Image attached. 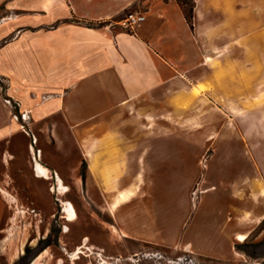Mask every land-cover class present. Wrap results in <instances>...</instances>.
Listing matches in <instances>:
<instances>
[{
  "label": "crops",
  "instance_id": "0c3cea01",
  "mask_svg": "<svg viewBox=\"0 0 264 264\" xmlns=\"http://www.w3.org/2000/svg\"><path fill=\"white\" fill-rule=\"evenodd\" d=\"M242 2L239 11L225 0H193L188 21L177 0H0L6 94L29 113L30 128L42 126L50 140L67 137L77 146L84 190L92 203L98 195L109 239L236 261L238 235L247 239L264 220V156H229L233 134L212 140L222 146L220 156H185L181 149L171 156L172 110L186 112L192 97L198 106L250 96L249 71L235 73L232 59L214 52L225 21L241 12L242 32L250 27V0ZM129 9L146 15L133 32L120 24ZM21 129L0 93L3 163ZM179 139L186 145L185 133ZM7 210L0 194V264L15 261Z\"/></svg>",
  "mask_w": 264,
  "mask_h": 264
},
{
  "label": "rangeland",
  "instance_id": "374dc122",
  "mask_svg": "<svg viewBox=\"0 0 264 264\" xmlns=\"http://www.w3.org/2000/svg\"><path fill=\"white\" fill-rule=\"evenodd\" d=\"M225 3L231 9L243 8L242 0H225ZM249 9L250 27L245 26L242 32L241 12L232 24L225 21L224 28L215 34L218 48L214 52L232 59L228 63L233 64L235 73L249 71L250 96L224 97L215 104L204 99L198 106L192 97L188 98L186 112L172 110L168 116L171 156H179L180 149L185 156H220L216 152L222 146L218 148L212 140L225 134L235 137L226 150L229 156H264V0H250ZM242 59L246 64H242ZM221 64L219 60V68ZM0 83L7 89L4 77H0ZM19 109V104L12 102V112L22 123V129L11 138L8 162L1 161L4 145L0 144V194L8 205L7 235L15 256L12 264H264V220L237 245L241 255L236 261L207 258L183 249L171 250L128 239H109L110 219L95 204L100 202L98 195L92 193V203L84 190L85 178L82 179L81 173H85V166L77 146L67 137L58 136L57 142L50 140L49 130L42 126L30 128L29 113L21 114ZM184 133L187 143L179 145V137L182 140ZM35 156L49 168L50 175L58 172L66 189L63 193L57 192V187L52 189L53 178L36 177L32 165ZM191 195L195 201L196 188ZM65 202H70L75 209L73 220L67 219L64 213ZM46 242L49 245L44 249L49 250L44 258L36 261L40 252L33 255ZM27 248L31 250L26 253ZM25 253L26 263L20 260Z\"/></svg>",
  "mask_w": 264,
  "mask_h": 264
},
{
  "label": "bare ground",
  "instance_id": "6f19581e",
  "mask_svg": "<svg viewBox=\"0 0 264 264\" xmlns=\"http://www.w3.org/2000/svg\"><path fill=\"white\" fill-rule=\"evenodd\" d=\"M31 148L33 149V147H31ZM41 156H42V152L40 150V158H41ZM32 165H34V168H35V171H36V177H40V178H44V179L53 178V180H54L53 184L54 185L52 186V189L57 187L58 188L57 192H59V193H63L66 190L65 186H64V184L62 182V179L59 176L58 172L53 171L51 173V175H52V177H51L49 168L47 166H45L43 164V162H41V159L37 158V156H35L34 162H32ZM118 201H119V199H118ZM63 210H64V213H65L67 219L73 220L75 218V216H76L75 209H74L73 205L70 202H65L64 203ZM246 237L247 236L244 235V234H239L238 235V239L241 240V241H244L246 239Z\"/></svg>",
  "mask_w": 264,
  "mask_h": 264
},
{
  "label": "built area",
  "instance_id": "2783aa9c",
  "mask_svg": "<svg viewBox=\"0 0 264 264\" xmlns=\"http://www.w3.org/2000/svg\"><path fill=\"white\" fill-rule=\"evenodd\" d=\"M146 18L145 12L140 9H129L127 10L122 18L120 19L121 26L128 32H133L137 26H139L142 22H144ZM0 93L6 103H8L12 109V102L18 104V102L12 100L6 94V87L2 83H0ZM22 114V113H21ZM14 117H17L13 114Z\"/></svg>",
  "mask_w": 264,
  "mask_h": 264
},
{
  "label": "trees",
  "instance_id": "16d2710c",
  "mask_svg": "<svg viewBox=\"0 0 264 264\" xmlns=\"http://www.w3.org/2000/svg\"><path fill=\"white\" fill-rule=\"evenodd\" d=\"M177 1L181 4L186 19L188 21H191L192 20V17H193V0H190L189 3L186 0H177ZM83 166H85L84 163H83ZM81 177H82V179L85 178V173L84 172L81 173ZM48 245H49L48 242H46L45 244L41 245L33 256H36L39 252H41ZM38 246L39 245H37L36 247H38ZM29 250H31V249L27 248L26 253ZM26 253L23 256H21V258H20V260L22 262H25V263H26V261H25V259H26Z\"/></svg>",
  "mask_w": 264,
  "mask_h": 264
}]
</instances>
